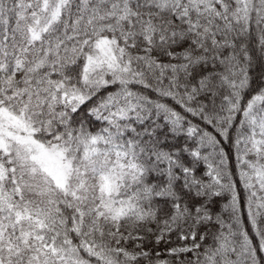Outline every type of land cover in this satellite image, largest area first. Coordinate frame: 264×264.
<instances>
[{
  "label": "snow or ice",
  "instance_id": "6c2138e0",
  "mask_svg": "<svg viewBox=\"0 0 264 264\" xmlns=\"http://www.w3.org/2000/svg\"><path fill=\"white\" fill-rule=\"evenodd\" d=\"M0 264H264V0H0Z\"/></svg>",
  "mask_w": 264,
  "mask_h": 264
},
{
  "label": "trees",
  "instance_id": "16d2710c",
  "mask_svg": "<svg viewBox=\"0 0 264 264\" xmlns=\"http://www.w3.org/2000/svg\"><path fill=\"white\" fill-rule=\"evenodd\" d=\"M244 194L242 193V196H243ZM242 205H243V200H242ZM245 224H246V226H247V218H246V215H245Z\"/></svg>",
  "mask_w": 264,
  "mask_h": 264
}]
</instances>
